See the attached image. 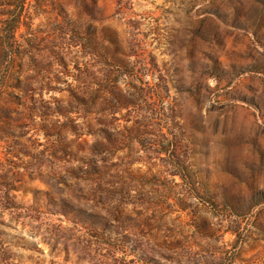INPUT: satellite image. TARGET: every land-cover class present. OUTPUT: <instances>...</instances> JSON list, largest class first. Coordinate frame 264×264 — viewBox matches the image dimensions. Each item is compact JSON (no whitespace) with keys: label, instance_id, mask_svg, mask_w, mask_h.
I'll return each instance as SVG.
<instances>
[{"label":"rangeland","instance_id":"rangeland-1","mask_svg":"<svg viewBox=\"0 0 264 264\" xmlns=\"http://www.w3.org/2000/svg\"><path fill=\"white\" fill-rule=\"evenodd\" d=\"M0 264H264V0H0Z\"/></svg>","mask_w":264,"mask_h":264},{"label":"trees","instance_id":"trees-1","mask_svg":"<svg viewBox=\"0 0 264 264\" xmlns=\"http://www.w3.org/2000/svg\"><path fill=\"white\" fill-rule=\"evenodd\" d=\"M4 245H6V241L2 242ZM19 245L21 247H26V244L24 242H16V243H11V245Z\"/></svg>","mask_w":264,"mask_h":264}]
</instances>
